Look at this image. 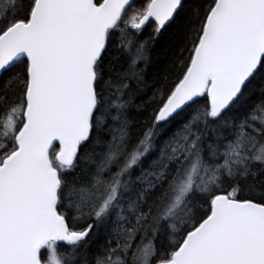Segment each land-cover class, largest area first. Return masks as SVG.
<instances>
[{"label":"snow or ice","instance_id":"1","mask_svg":"<svg viewBox=\"0 0 264 264\" xmlns=\"http://www.w3.org/2000/svg\"><path fill=\"white\" fill-rule=\"evenodd\" d=\"M0 264H264V0H0Z\"/></svg>","mask_w":264,"mask_h":264}]
</instances>
